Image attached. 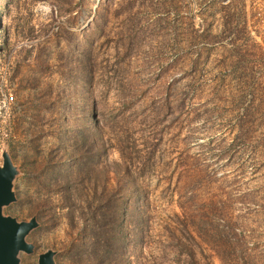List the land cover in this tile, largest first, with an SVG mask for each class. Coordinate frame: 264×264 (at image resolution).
Masks as SVG:
<instances>
[{
  "label": "rangeland",
  "instance_id": "374dc122",
  "mask_svg": "<svg viewBox=\"0 0 264 264\" xmlns=\"http://www.w3.org/2000/svg\"><path fill=\"white\" fill-rule=\"evenodd\" d=\"M4 92L22 264H264V0H0Z\"/></svg>",
  "mask_w": 264,
  "mask_h": 264
},
{
  "label": "water",
  "instance_id": "95a60500",
  "mask_svg": "<svg viewBox=\"0 0 264 264\" xmlns=\"http://www.w3.org/2000/svg\"><path fill=\"white\" fill-rule=\"evenodd\" d=\"M18 168L8 152L3 153L0 163V264H22L21 251L34 252L35 245L27 241L29 233L39 226L37 217L28 221H18L15 217L4 215L3 207L16 200L13 190ZM56 252L52 249L39 255L38 264H56Z\"/></svg>",
  "mask_w": 264,
  "mask_h": 264
},
{
  "label": "trees",
  "instance_id": "16d2710c",
  "mask_svg": "<svg viewBox=\"0 0 264 264\" xmlns=\"http://www.w3.org/2000/svg\"><path fill=\"white\" fill-rule=\"evenodd\" d=\"M88 143L89 145H91V149L92 150H95V148L96 147H94V139H93V137L91 136V134L90 135H86L84 138H83V143ZM78 150V145H77V143H75V146H74V151L76 152ZM75 156V155H74ZM73 158V157H72ZM75 158H77V156H75ZM132 193L135 195V197H136V201L137 200H140L141 198H142V196H141V191H140V188H139V186L136 184V183H133V185H132ZM119 212V211H118ZM115 224L117 223V216H115ZM103 259H104V261L105 262H107V264L109 263V264H112V258L110 257V253H106L105 255H103ZM113 264H131L130 262H115V263H113Z\"/></svg>",
  "mask_w": 264,
  "mask_h": 264
},
{
  "label": "built area",
  "instance_id": "2783aa9c",
  "mask_svg": "<svg viewBox=\"0 0 264 264\" xmlns=\"http://www.w3.org/2000/svg\"><path fill=\"white\" fill-rule=\"evenodd\" d=\"M15 102V96L4 92L3 99H0V117H2L3 111L9 112L11 105ZM8 136L7 130L4 128L0 130V146L5 145V137Z\"/></svg>",
  "mask_w": 264,
  "mask_h": 264
}]
</instances>
